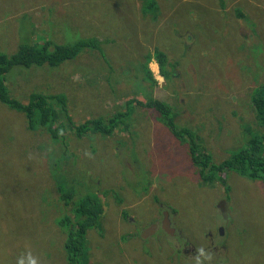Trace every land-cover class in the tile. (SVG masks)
<instances>
[{"label":"rangeland","instance_id":"rangeland-1","mask_svg":"<svg viewBox=\"0 0 264 264\" xmlns=\"http://www.w3.org/2000/svg\"><path fill=\"white\" fill-rule=\"evenodd\" d=\"M156 1L165 19L147 34L140 21L141 0H0V52L11 54L24 41H18L16 23V18L24 13L31 19L36 41L38 36L41 41L61 40L59 27L63 21L78 27L80 36L106 40L102 53L82 49L58 66H14L6 74L10 95L25 103L36 91L61 93L74 123L104 117L110 108L124 107L127 94L135 93L144 99L153 95L168 103L165 87H151V82L144 80L142 63L146 52L153 53L155 48L172 59L174 53L167 46L174 51L178 43H184L190 45L182 62L186 63L184 80L177 81L174 88L188 93L178 99L182 107L177 121L198 131V142L216 161L232 137L223 127L222 120L226 119L215 110L216 105L226 99L237 102L243 96L247 98L244 102L248 114L251 89L264 80V0ZM28 23L24 16L22 35H27ZM123 24L126 30L121 27ZM64 29V41L54 42L66 43L79 37ZM252 43L256 45L254 54H240L241 46L244 49ZM169 86H173V81H169ZM201 92L209 98L205 99ZM56 99L53 96L51 101ZM185 100L191 106L186 107ZM211 107L214 111L209 110ZM54 108L62 111L59 102ZM222 109L227 110L224 106ZM12 113L0 103V125L7 121L18 125L20 119ZM130 118L134 122L129 129H118L111 135L86 132L82 136L75 134L62 114L56 118L57 123L65 124L60 133L71 152L69 158L57 160L56 164L76 180L77 196L92 192L103 202L100 226L86 232L89 261L192 264L195 248L203 246L212 253L213 264H264V181L225 169L220 172L224 183L219 179L202 186L197 165L188 154L187 140L175 137L147 107L135 105ZM212 130L222 135L216 138L210 134ZM24 140L23 136L17 137L15 144L21 145ZM50 141L45 139L40 150L27 148L33 152L28 153V159L34 158L31 165L28 160L19 159V150L6 154L12 161L9 166L4 164L6 172L18 176L4 179L0 171V199L17 187L18 178L29 180L28 166L39 167L41 160L46 162L41 155L44 149L47 155ZM87 178L93 180L92 186ZM22 190L18 188L19 193ZM27 195L24 193L23 197ZM56 200L59 201L58 196ZM54 207L51 208L63 212ZM163 210L169 213L174 234L157 228L142 237L150 221L160 222ZM121 211H126L127 217H122ZM33 213L30 208L20 211L24 224L14 213L0 215V231L4 233L0 242L15 254L11 264L25 251H31L38 264H66L60 244L46 246L50 256L47 261L38 257L27 218ZM238 222L248 231L241 232ZM52 227L53 224H45L37 242L48 236Z\"/></svg>","mask_w":264,"mask_h":264},{"label":"trees","instance_id":"trees-1","mask_svg":"<svg viewBox=\"0 0 264 264\" xmlns=\"http://www.w3.org/2000/svg\"><path fill=\"white\" fill-rule=\"evenodd\" d=\"M159 8L156 0H141L140 13L142 18H140V21L143 23L145 30H147V34L152 31V27H155L159 22L162 23L165 19V16H162V13L160 14ZM7 14L9 15V11H7ZM24 16L29 22L27 35H22L21 32V23ZM30 20L26 13L16 18L18 41L20 39L24 41L20 42L11 54L0 52V103L11 112H14L12 114H15L20 119L18 125H13L9 121L0 125V158H3V161H0L1 177L9 179L10 177L15 178L18 176L17 173L6 172L4 164L8 166L12 164V161L6 157L8 152L13 149L19 150V159L28 160L30 163L34 158L28 159V153L31 151L27 148L40 150L43 146V141L47 138L51 140L47 143L48 145L51 144V147L47 155L45 154V149L41 155V157H46V162L41 160L39 167L28 166L26 168L29 180L18 178L17 187L10 193L6 192L5 195L7 196L0 199V215L8 212L14 213L17 215L16 219L24 224L25 219L21 217L20 211L22 209L26 211L27 208L32 209L34 212L32 217L27 216V218L33 228L32 235L35 237L33 241L34 250L42 260L47 261L50 257L46 246L55 245L56 243L60 244L64 251L66 264H96L91 263L86 256V232L90 228L99 227L103 218L102 199H99L98 195L92 192L77 196L76 180L70 178V175L67 176L69 172L62 170L59 163L56 164L57 160L71 156L68 145L64 143V137L62 138L60 133L62 129H65V124L56 122V118L60 114L64 116L68 126L74 129L77 136H82L81 134L86 132L111 135L118 129H129L134 122L130 118L133 114V107L135 105L144 106L149 108L156 120L162 124L164 123L163 125H166L165 127L175 137L188 141V154H190V158L197 165V173L202 186L221 179L222 175L220 172L225 169L239 172L248 179H261L264 181V80L251 89L248 99L251 111L248 114V108L244 102L247 101V98L244 99L243 96L237 102H230V100L226 99L222 104L216 105L215 110L224 114L223 117L226 119L222 120V125L230 132L232 137L228 143L229 146L220 151V157L215 161L211 153H207L202 148L201 145L204 144L200 145L198 142V131L192 128L191 125H180L177 121L179 109L182 107L178 105V99L188 92L187 90L176 89L174 86L177 81L184 80L186 63L182 62L185 52L189 51L190 45L185 46L184 43H178L176 46L178 48H175L174 51L172 47L167 46V49L175 54L171 56L172 59H169L168 54L160 48H155L153 53L146 52L145 61L142 63L143 78L151 82V87L157 85L151 73L145 70V62L150 55H154L160 67L166 70L162 71L161 74L165 75L167 81L165 88L169 95L166 96L165 100L168 103L153 95L144 99L135 93L134 95L127 94L124 100V107L110 108V113L104 117H89L80 123H74L63 94L51 95V93L36 91L29 95L25 103H22L18 98L10 95L6 84V74L16 65L24 67L44 64L51 67L58 66L65 60L72 59L82 49L97 50L102 53V44L106 40L102 42L101 39L93 35L80 36L78 27L71 26L67 24V21H63V25L59 27V31L62 32L61 36H63V38L60 37L61 40L45 38V40L41 41V37L38 36L36 41L32 36ZM64 27L74 35H79V37L66 43L54 42L64 41L66 36ZM121 27L126 30L124 24ZM126 36L127 33L125 32ZM128 41L133 44L131 40L128 39ZM162 44L164 45L166 42L163 41ZM241 47L240 54L245 57L248 56V51L255 53L256 45L254 43L244 49L243 46ZM169 81H173L172 87L169 86ZM201 94L205 99L209 98V95L202 92ZM53 96L57 98L54 102L51 101ZM211 100L216 102L214 96H211ZM57 102L61 104L62 111H57L54 108ZM185 105L186 107L191 106V102L185 100ZM223 106L227 108L226 111L222 109ZM209 110L214 111V108L211 107ZM210 134L215 135L216 138L222 135L214 130L210 131ZM20 136H23L25 140L21 145H16L17 137ZM221 145L223 144L221 143ZM56 151H58V154ZM47 156H49L48 159ZM33 162L36 164L37 160ZM87 180L89 185L92 186L94 184L91 178H87ZM220 181L224 183V179ZM27 187L29 188L26 189ZM18 188L23 189V193H19ZM16 192H18L17 195H15ZM24 193H28V195L23 197ZM57 196L59 201L56 200ZM54 206H57L63 212L53 210L51 207ZM234 210L235 212L237 211L235 208ZM127 214L126 211H121L122 217H127ZM45 224L48 227L53 224L52 229H49L52 231H48L49 235L42 237L39 243L37 240L41 236ZM238 227L241 232L248 231L239 222ZM3 234L0 231V238ZM37 245H39L38 248H36ZM8 246L13 250L11 244H8ZM14 256L15 254L4 249L0 242V262L2 264H11ZM38 263H40L39 260Z\"/></svg>","mask_w":264,"mask_h":264},{"label":"clouds","instance_id":"clouds-1","mask_svg":"<svg viewBox=\"0 0 264 264\" xmlns=\"http://www.w3.org/2000/svg\"><path fill=\"white\" fill-rule=\"evenodd\" d=\"M145 70L151 73L152 78L156 81L159 88L166 86V77L161 74L162 71L166 70L160 67L154 55H150L149 59L145 62ZM221 231L219 232L222 233ZM14 264H38V260L31 251H25L15 258ZM192 264H213L212 253L203 246L196 247L195 255L192 256Z\"/></svg>","mask_w":264,"mask_h":264},{"label":"flooded vegetation","instance_id":"flooded-vegetation-1","mask_svg":"<svg viewBox=\"0 0 264 264\" xmlns=\"http://www.w3.org/2000/svg\"><path fill=\"white\" fill-rule=\"evenodd\" d=\"M149 223H150V225L148 227H146L143 232H145L147 228L155 226L153 229L154 231H156L157 228H162L164 231H167L170 234H174L173 231H175V228H174L173 222L171 221V219L169 217V213H167V211H165V210H163L160 222H158V220H154V221L152 220ZM152 224H154V225H152Z\"/></svg>","mask_w":264,"mask_h":264},{"label":"water","instance_id":"water-1","mask_svg":"<svg viewBox=\"0 0 264 264\" xmlns=\"http://www.w3.org/2000/svg\"><path fill=\"white\" fill-rule=\"evenodd\" d=\"M152 225H154V224H152ZM161 226H162V225H161ZM154 227H155V226H152V227L147 228L146 231L142 233V237H145V235H147V234L153 233V232H154V230H153ZM221 229H222V228L220 227L219 230L221 231ZM221 232H222V231H221Z\"/></svg>","mask_w":264,"mask_h":264},{"label":"bare ground","instance_id":"bare-ground-1","mask_svg":"<svg viewBox=\"0 0 264 264\" xmlns=\"http://www.w3.org/2000/svg\"><path fill=\"white\" fill-rule=\"evenodd\" d=\"M65 215V214H64Z\"/></svg>","mask_w":264,"mask_h":264}]
</instances>
